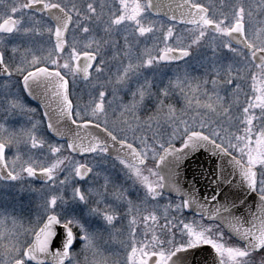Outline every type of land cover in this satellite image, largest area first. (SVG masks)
I'll list each match as a JSON object with an SVG mask.
<instances>
[{"label": "snow or ice", "instance_id": "obj_1", "mask_svg": "<svg viewBox=\"0 0 264 264\" xmlns=\"http://www.w3.org/2000/svg\"><path fill=\"white\" fill-rule=\"evenodd\" d=\"M0 264H264V0H0Z\"/></svg>", "mask_w": 264, "mask_h": 264}]
</instances>
